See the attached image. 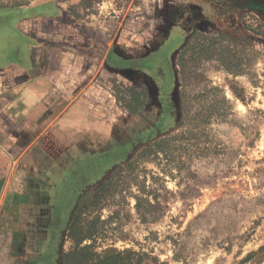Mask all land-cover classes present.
<instances>
[{
    "label": "rangeland",
    "instance_id": "obj_1",
    "mask_svg": "<svg viewBox=\"0 0 264 264\" xmlns=\"http://www.w3.org/2000/svg\"><path fill=\"white\" fill-rule=\"evenodd\" d=\"M0 2L5 5L0 7V54L16 39L29 41L18 28L19 19L52 11L55 3L65 9L72 29L88 20L90 30L99 35L107 24L110 41L124 39L128 56H144L129 61L124 72L110 78L107 73L99 75V82L106 83L114 96L126 86L146 87L153 96L142 112L128 115L118 113L120 104L115 103L109 131L97 130V136L109 139L97 148L100 153L82 164L83 169L76 167L72 195L56 200L43 264H64V253L73 247L67 228L81 191L93 190L141 148L170 134H179L170 157L148 158L133 172L123 173L119 190L101 210L106 231L96 249L133 248L168 264H257L262 257L258 264H264V36L244 25L245 20L255 26L258 19L264 21V0ZM28 21L23 26L26 31L34 22ZM195 31L229 33L259 53L243 74H232L212 60L187 70L191 116L199 102L207 103L214 96L204 93V88L218 87L216 93L225 96L230 106L227 117L201 124L202 129L190 133L179 123L183 99L177 57Z\"/></svg>",
    "mask_w": 264,
    "mask_h": 264
},
{
    "label": "crops",
    "instance_id": "obj_2",
    "mask_svg": "<svg viewBox=\"0 0 264 264\" xmlns=\"http://www.w3.org/2000/svg\"><path fill=\"white\" fill-rule=\"evenodd\" d=\"M52 6L19 19L30 43L16 39L0 54V264H43L56 200L72 195L76 167L109 139L97 130L109 131L117 98L99 75L143 59L125 53L126 40L110 41L107 24L99 35L88 20L72 29L65 9Z\"/></svg>",
    "mask_w": 264,
    "mask_h": 264
},
{
    "label": "trees",
    "instance_id": "obj_3",
    "mask_svg": "<svg viewBox=\"0 0 264 264\" xmlns=\"http://www.w3.org/2000/svg\"><path fill=\"white\" fill-rule=\"evenodd\" d=\"M0 7H5V5L0 2ZM244 25L246 29L257 36H264V21L258 19L255 26L248 24L245 20ZM250 53L252 56L248 58ZM258 53L259 51L255 47L229 33L210 35L195 31L179 51L177 57L182 81L181 98L183 99L179 123L183 126L185 124L189 132L192 133L194 129H202L201 124L205 125L212 120L227 117L230 109L227 98L223 95L219 97L216 92L220 89L213 86L207 90L204 88V93L214 92L213 98L207 103L199 102V108L191 116L193 106L186 96L191 76V73L187 71L189 68L198 67L203 62L212 60L217 61L232 74H243L253 59L258 56ZM115 96L121 106L133 113L142 112L152 101L146 87L126 86L117 90ZM194 98H198V96ZM178 135L170 134L153 140L141 148L132 160L115 169L106 181L79 198L70 219L69 228H67V238L73 241L74 245L64 253V264H168L158 257L150 256L147 252L137 251L133 248L122 250L107 248L102 251H98L96 248L98 238L103 237L102 235L106 231L107 220L102 219L101 210L119 190V181L124 179L123 173L125 171L133 172L140 162L148 160V158H157L160 154H164L165 158L170 157L172 144ZM137 200V208L140 209L141 198L137 197ZM262 260L263 257L257 262L260 263Z\"/></svg>",
    "mask_w": 264,
    "mask_h": 264
}]
</instances>
